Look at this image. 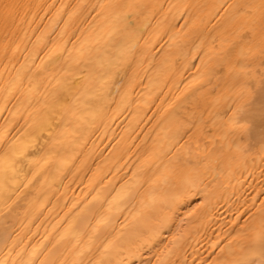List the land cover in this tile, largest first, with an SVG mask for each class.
I'll return each mask as SVG.
<instances>
[{"label": "bare ground", "instance_id": "6f19581e", "mask_svg": "<svg viewBox=\"0 0 264 264\" xmlns=\"http://www.w3.org/2000/svg\"><path fill=\"white\" fill-rule=\"evenodd\" d=\"M0 264H264V0H0Z\"/></svg>", "mask_w": 264, "mask_h": 264}]
</instances>
